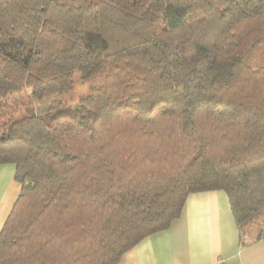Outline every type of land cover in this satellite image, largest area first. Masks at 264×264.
<instances>
[{
	"label": "trees",
	"instance_id": "1",
	"mask_svg": "<svg viewBox=\"0 0 264 264\" xmlns=\"http://www.w3.org/2000/svg\"><path fill=\"white\" fill-rule=\"evenodd\" d=\"M3 163L0 264H117L219 189L261 239L264 0H0Z\"/></svg>",
	"mask_w": 264,
	"mask_h": 264
},
{
	"label": "crops",
	"instance_id": "2",
	"mask_svg": "<svg viewBox=\"0 0 264 264\" xmlns=\"http://www.w3.org/2000/svg\"><path fill=\"white\" fill-rule=\"evenodd\" d=\"M15 172L13 164H0V232L21 193ZM254 239L240 230L224 190L194 192L169 228L141 240L117 264H264V237Z\"/></svg>",
	"mask_w": 264,
	"mask_h": 264
},
{
	"label": "rangeland",
	"instance_id": "3",
	"mask_svg": "<svg viewBox=\"0 0 264 264\" xmlns=\"http://www.w3.org/2000/svg\"><path fill=\"white\" fill-rule=\"evenodd\" d=\"M75 81H76V88H75L74 91L69 92V93H65L63 95H59L57 97L54 96V97H51V98H47V99L42 100V101H37V100L33 99V102L29 106H33V107L43 106V108H46L47 106L55 107L51 111H49V115H53L57 111H65L67 109V107H73L74 104H76L75 103L76 101H72V100H70V98L72 96L76 97L79 94L84 93V91H85V87L83 86V84L80 81L79 72H77V74L75 75ZM28 93H30V90L27 89L26 95H28ZM58 100L62 101V103L61 104L57 103ZM67 100H70V101L68 102ZM251 219L252 220L249 223H251L256 228L260 229V227L262 225V220L264 219V210L259 211ZM256 233H257V229L253 230L252 233H246V237L247 238H251Z\"/></svg>",
	"mask_w": 264,
	"mask_h": 264
}]
</instances>
